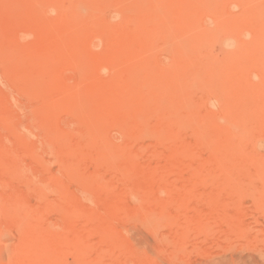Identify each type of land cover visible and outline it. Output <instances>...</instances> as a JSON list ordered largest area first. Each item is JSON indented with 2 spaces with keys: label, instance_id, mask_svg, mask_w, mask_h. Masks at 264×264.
Instances as JSON below:
<instances>
[{
  "label": "rangeland",
  "instance_id": "rangeland-1",
  "mask_svg": "<svg viewBox=\"0 0 264 264\" xmlns=\"http://www.w3.org/2000/svg\"><path fill=\"white\" fill-rule=\"evenodd\" d=\"M0 264H264V0H0Z\"/></svg>",
  "mask_w": 264,
  "mask_h": 264
}]
</instances>
